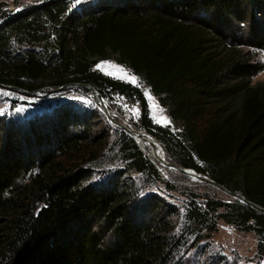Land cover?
I'll return each instance as SVG.
<instances>
[{
	"label": "trees",
	"instance_id": "trees-1",
	"mask_svg": "<svg viewBox=\"0 0 264 264\" xmlns=\"http://www.w3.org/2000/svg\"><path fill=\"white\" fill-rule=\"evenodd\" d=\"M70 7L48 0L4 20L0 84L29 93L85 84L104 99H133L141 108L138 127L164 147L170 164L264 208V81H254L264 70L256 62L264 52V0ZM107 60L143 81L176 133L152 123L141 89L95 70ZM85 121L64 110L18 133L0 122V264H180L185 239H206L219 220L254 233L264 255V213L238 200L191 202L176 231V209L153 198L144 206L124 174L89 183L84 166L98 138ZM119 144L134 171L162 180L134 140L121 135ZM78 157L73 167L70 159Z\"/></svg>",
	"mask_w": 264,
	"mask_h": 264
},
{
	"label": "rangeland",
	"instance_id": "rangeland-1",
	"mask_svg": "<svg viewBox=\"0 0 264 264\" xmlns=\"http://www.w3.org/2000/svg\"><path fill=\"white\" fill-rule=\"evenodd\" d=\"M47 1L0 0V27L8 16H14L24 9L39 6ZM68 1L71 4V10L76 12L95 0ZM2 8L13 9L3 12ZM1 12L4 14L2 15ZM17 49L20 50L21 47L16 45L15 50ZM256 62L264 67V52L257 53ZM95 70L105 76L130 83L141 89L148 102L152 123L156 126L169 127L171 132H177L178 127L171 122L166 110L160 106L143 81L134 76L129 69L117 64L114 60H107L98 63ZM131 77L136 78L135 82ZM254 81H264V70L254 78ZM105 101L110 116L106 114L92 92L89 94L77 87L60 90L43 89L42 92L38 91L34 95L0 88V122L5 124V130L15 133L17 128H24L27 123L31 126H38L45 118L64 110H67L68 113L71 111L72 115L75 113L82 120L86 117L85 123H89L86 126L92 130L93 136L98 138L95 148L91 149L92 153L89 154L90 160L84 166L85 169L92 172L89 183L107 184L110 179L120 178L124 174L125 180L133 183L138 199L146 202L144 206H148V200L153 198L151 201L164 205L166 211L170 207L176 209L179 214L176 220L178 222L176 231L185 225L184 216L189 208V203L194 202L196 206L201 207L208 199L236 200L211 184L199 181L180 170L166 168L157 160L155 149L151 145H144L135 136L131 138L121 126L153 137L138 127L141 116V108L138 102L118 94H111ZM47 120L44 121L43 125L46 128L48 127ZM121 135L134 140L143 155L158 169L162 180L145 176L132 169L129 161L120 151L119 138ZM161 147L164 151V147L162 145ZM164 155L163 157L166 158L165 153ZM80 158L70 159L73 167L79 168ZM166 162L170 166L181 168L170 164L167 159ZM204 177L211 180L206 176ZM185 240H187L186 245L177 258V261L181 262L180 264H215L219 260L225 264H264V255L258 253L256 235L232 227L222 220L217 222L216 232L206 239L199 241L198 237L193 235Z\"/></svg>",
	"mask_w": 264,
	"mask_h": 264
},
{
	"label": "water",
	"instance_id": "water-1",
	"mask_svg": "<svg viewBox=\"0 0 264 264\" xmlns=\"http://www.w3.org/2000/svg\"><path fill=\"white\" fill-rule=\"evenodd\" d=\"M68 87L85 88V89L90 90V91L95 95V97L97 98V100H98L99 103L101 104V107H102L103 110L106 112V114H107L108 116H110V113H109V110H108L107 102L105 101V99L103 98V96L100 94V92H99L96 88H94V87H92V86H90V85H85V84H72V85H70V86H68ZM0 88L10 89V90H12V91H16V92H19V93H22V94H26V95H34V94H36V92L29 93V92H26V91H24V90H21V89L15 88V87L5 86V85H2V84H0ZM39 92H42V90L39 91ZM121 127H122L126 132H128V134L130 135L131 138H132V136H135V135H137V134L140 133V132L133 131V130L131 131V130L127 129L125 126H121ZM154 139H155V138H154ZM155 140H156V139H155ZM156 141H157V140H156ZM157 142H158V141H157ZM158 143H159V142H158ZM164 153H165V152H164ZM164 156H165V155H164ZM160 162H161V164H163L166 168L180 170L182 173H184V174H186V175H188V176H192L193 178H195V179H197V180H199V181H202V182H205V183L211 184V185L217 187L220 191H222V192L228 194L229 196L233 197L234 199H236V200H238V201H240V202H242V203H244V204L250 206L251 208L255 209L256 211H258V212H260V213H264V208H262V207H260V206H258V205H256V204H254V203H252V202L246 200L245 198H243V197H241V196H239V195H237V194H234V193L229 192L227 189H225L224 187L218 185V184L215 183L214 181L206 179L203 175H200V174H198V173H196V172H194V171H188V170H186V169L176 168V167L170 166V165H168V163L166 162V158H165V157H163V158L161 159Z\"/></svg>",
	"mask_w": 264,
	"mask_h": 264
},
{
	"label": "bare ground",
	"instance_id": "bare-ground-1",
	"mask_svg": "<svg viewBox=\"0 0 264 264\" xmlns=\"http://www.w3.org/2000/svg\"><path fill=\"white\" fill-rule=\"evenodd\" d=\"M135 138L143 143L144 145H151L155 149V153L157 155V160L160 162L161 159L164 156V151L161 145L151 136L144 134V133H139L135 135ZM149 141V142H148Z\"/></svg>",
	"mask_w": 264,
	"mask_h": 264
},
{
	"label": "built area",
	"instance_id": "built-area-1",
	"mask_svg": "<svg viewBox=\"0 0 264 264\" xmlns=\"http://www.w3.org/2000/svg\"><path fill=\"white\" fill-rule=\"evenodd\" d=\"M13 8H2V11L5 12V11H8V10H12Z\"/></svg>",
	"mask_w": 264,
	"mask_h": 264
},
{
	"label": "snow or ice",
	"instance_id": "snow-or-ice-1",
	"mask_svg": "<svg viewBox=\"0 0 264 264\" xmlns=\"http://www.w3.org/2000/svg\"><path fill=\"white\" fill-rule=\"evenodd\" d=\"M131 79L133 80V82H135V80H136L135 77H131ZM161 119H164V117H161Z\"/></svg>",
	"mask_w": 264,
	"mask_h": 264
}]
</instances>
